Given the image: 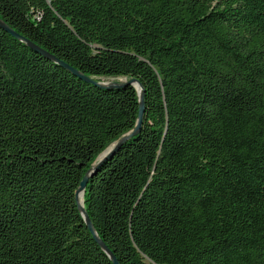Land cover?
<instances>
[{"label":"trees","instance_id":"16d2710c","mask_svg":"<svg viewBox=\"0 0 264 264\" xmlns=\"http://www.w3.org/2000/svg\"><path fill=\"white\" fill-rule=\"evenodd\" d=\"M0 21L122 84L0 26V264H113L86 218L119 264H264V0H0Z\"/></svg>","mask_w":264,"mask_h":264},{"label":"water","instance_id":"95a60500","mask_svg":"<svg viewBox=\"0 0 264 264\" xmlns=\"http://www.w3.org/2000/svg\"><path fill=\"white\" fill-rule=\"evenodd\" d=\"M0 26L1 28H3V30L5 32H7L8 34H10L13 38L20 40L22 42H25L33 51H35L36 53L44 56L45 58L55 61L57 62L62 68L66 69L67 71H69L70 73H72L73 75H75L76 77L83 79L85 81H89V82H93L95 85L98 86H107L106 84L97 82L95 80L92 79H88L85 76H83L82 74H80L77 70H75L74 68L68 66L67 64L54 59L52 57L49 56V54L47 52H45L44 50L40 49L39 47L35 46L34 44H32L31 42L25 40L24 38H22L20 35H18L15 31H13L11 28H9L8 26H6L5 24H3L0 21ZM128 84H132L135 88H139L138 90V94H139V101H140V106H139V112H138V120H137V125L136 128L134 130L133 133H137L139 128H140V124L142 121V116H143V112H144V107H143V101H142V94H143V90L140 89L141 85L136 81V80H131L130 82H128ZM118 85H122L117 84V83H111L108 84V86H118ZM127 137H124L118 144H116V146L110 147L109 149H107L103 154H101V156L99 157L98 163L97 165H99L102 161H104L106 158H108L109 156H111L119 147V145L126 139ZM88 174L83 178V180L81 181L80 187L77 191V197H82L83 192L85 190V186L87 183V179H88ZM81 207V212L82 214H84L83 210H82V206ZM86 225L88 227V229L93 233L95 240L98 242V244L102 247V249L107 253V255L109 256V258L111 259L113 264H119L118 261L115 259V257L108 251V249L103 245V243L98 239L92 225L91 222L88 218H86Z\"/></svg>","mask_w":264,"mask_h":264},{"label":"rangeland","instance_id":"374dc122","mask_svg":"<svg viewBox=\"0 0 264 264\" xmlns=\"http://www.w3.org/2000/svg\"><path fill=\"white\" fill-rule=\"evenodd\" d=\"M101 80V82L103 83V84H106V85H108V84H111V83H113L114 82V80L113 79H100ZM117 80H119V82H121V81H123L124 79L123 78H119V79H117ZM138 87V86H137Z\"/></svg>","mask_w":264,"mask_h":264},{"label":"bare ground","instance_id":"6f19581e","mask_svg":"<svg viewBox=\"0 0 264 264\" xmlns=\"http://www.w3.org/2000/svg\"><path fill=\"white\" fill-rule=\"evenodd\" d=\"M81 197V196H80Z\"/></svg>","mask_w":264,"mask_h":264}]
</instances>
